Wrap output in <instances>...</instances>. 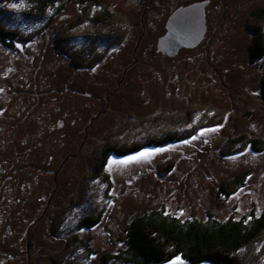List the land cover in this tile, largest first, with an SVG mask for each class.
Returning a JSON list of instances; mask_svg holds the SVG:
<instances>
[{"label":"rangeland","instance_id":"rangeland-1","mask_svg":"<svg viewBox=\"0 0 264 264\" xmlns=\"http://www.w3.org/2000/svg\"><path fill=\"white\" fill-rule=\"evenodd\" d=\"M96 1L102 6L96 9L122 14L129 34L124 47L92 72L71 68L50 39L52 25L70 22L81 12L77 0L69 1L51 25L33 14L25 0L0 2L1 23L22 35L32 34L24 42L13 40L12 47L0 42V163L4 167L0 170V264H51L48 254L62 247L71 233L88 241L93 250L86 264H100L99 256L123 248L127 222L143 211L163 209L186 221L207 217L223 221L250 212L258 215L264 208V146L253 150L246 145L226 155L223 151L227 139L239 134L264 141V99L258 94L261 61L248 60L250 33L245 25L248 13L264 0H215L218 6L213 2L204 11L207 19L199 40L178 45L172 55L155 50L168 30L166 16L151 17L147 23L148 6L156 0ZM159 2L156 10L164 16L186 0ZM108 30L79 24L69 32L70 51L90 43L94 33ZM128 58L135 61L123 74L119 69ZM107 88L111 94L105 102ZM189 106L192 115L186 121L153 117L166 111L185 113ZM200 106L220 111L212 115L220 120L205 123ZM75 111L80 126L97 113L87 138L83 135L79 140L81 134L71 128L73 124L66 127V118ZM58 118L60 140L46 147L34 129L50 128ZM173 131L185 138L124 155L110 154L103 166L106 178L92 174L86 157L91 147L108 141L119 146L144 142ZM142 152L152 155L129 159ZM168 164L169 169L161 172ZM243 170L247 175L237 191L219 192L221 182ZM23 181L30 187L25 195L18 192ZM97 210L101 219L95 226L78 225V220ZM56 211L61 232L57 237L48 233ZM26 238L33 242L34 262L30 252L25 255Z\"/></svg>","mask_w":264,"mask_h":264},{"label":"trees","instance_id":"trees-1","mask_svg":"<svg viewBox=\"0 0 264 264\" xmlns=\"http://www.w3.org/2000/svg\"><path fill=\"white\" fill-rule=\"evenodd\" d=\"M7 1L9 2L10 0H0V2ZM69 1L71 0H25L31 12L50 25L55 16L62 14V10ZM77 1L81 7V12L70 22H63L57 26L52 25L50 39L56 51L66 59H69L71 68L92 72L110 57H114L115 51L122 46L124 47L129 34L128 22H126L122 14L116 13L112 9L106 7L96 9L97 7H102L96 0ZM158 4L160 3L152 4L154 11H157ZM175 9L173 8L169 12L172 13ZM248 15L246 16L245 25L250 33V40L248 41L246 52L249 62L261 61L262 74L259 77L258 94L264 99V4L255 10H251ZM83 22L89 23V25L108 27L109 30L102 34L94 33L92 39H89L90 43L77 49L72 48L75 51L72 52L69 47L71 44L70 40H68L70 38L69 32ZM25 34L22 35L18 29L7 28L0 21V42L6 47H12L11 42L13 40L24 42L32 35L30 33ZM134 42L135 44H140V41L138 42L136 39ZM96 43H100V46H96ZM156 47L155 50L158 51ZM159 53L162 54L161 52ZM137 58L136 56L135 59L137 60ZM135 59L133 58L129 61L128 58L127 61L129 62H124L119 72L125 74V69H128ZM78 92L80 93V91ZM104 93V100L107 102L106 98L111 94H109V88ZM2 104L0 101V107ZM189 108L191 107L189 106L185 113H167L166 111L153 117H155V120H158L157 118H167V120L186 121L189 118L191 119L192 115V111ZM198 111L207 124L220 120L218 116L213 118L220 111H214L202 106L198 108ZM60 119L51 121L52 125H50V128L38 126L34 129L35 137L39 139L40 143H44L46 147L48 142L51 143L55 139L56 141L60 140V136L56 134ZM66 119L68 121L66 127H70L69 124H73V116L70 115ZM63 132V130H60L59 134L62 135ZM80 136L79 140L83 134ZM183 138H185L184 133L173 131L168 134L165 133L156 139L150 138L144 142L137 140L131 144L120 146L108 141L101 145H96V147H91L86 157L89 158L92 164V169L94 170L92 174H103L106 178L103 166L110 154L124 155L144 147L154 146L155 148L164 144L168 145ZM224 145L225 150L223 151L226 155L237 153L246 145H249L253 150H260L264 146V141L259 138L248 137L246 134H239L227 139ZM170 165L168 164L160 169L161 172L164 171L165 173ZM3 169L4 167L0 163V170ZM246 175V170H243L236 173L231 179L221 182L218 187L219 192L223 195H228L237 191L242 186ZM24 182H22L21 188L18 189V192L24 193L23 195L28 194L30 188L29 184ZM16 199L17 201L19 200L18 198ZM41 208H44V206ZM58 213L60 212L56 211L52 216L48 229V233L56 237L61 234L58 231L60 222ZM100 219L101 210H97L93 214H88L78 220V225L93 227ZM30 228L31 226H28L23 230L24 235H22V238L24 241ZM26 239L24 244L25 255L27 254L28 256L30 252L32 255L31 259L34 262V252L30 247V245L33 246V242L29 238ZM123 242V248L119 251L104 253L99 256L100 264H162L177 257L188 264H261L264 261V208L258 215L250 212L237 219L228 218L223 221L209 217L205 220L192 219L186 221L175 218L173 215L163 211V209L143 211V213L134 216L127 222ZM88 243V241L82 240L76 234L71 233L65 237L62 247L48 254V260L51 264H86L89 255L93 253ZM80 250L81 253L79 254L78 251L80 252Z\"/></svg>","mask_w":264,"mask_h":264},{"label":"water","instance_id":"water-1","mask_svg":"<svg viewBox=\"0 0 264 264\" xmlns=\"http://www.w3.org/2000/svg\"><path fill=\"white\" fill-rule=\"evenodd\" d=\"M203 14V5L195 2L184 7L180 6L172 13H169L166 19V27H168L166 36L161 37V40L157 41L156 49L161 53L172 55L176 52L178 45L191 42L192 40L193 43L197 42L203 32ZM181 30L188 32L189 37H183ZM169 37L171 43L168 41Z\"/></svg>","mask_w":264,"mask_h":264},{"label":"flooded vegetation","instance_id":"flooded-vegetation-1","mask_svg":"<svg viewBox=\"0 0 264 264\" xmlns=\"http://www.w3.org/2000/svg\"><path fill=\"white\" fill-rule=\"evenodd\" d=\"M152 0H149V2H151ZM156 3H160L159 2V0H156L155 1ZM193 2H195V3H200V2H204V11H206L207 9H210V7H211V5H212V3H213V6H218L217 5V1H215V0H186V2H184V3H181L180 5H183V6H186V5H188V4H191V3H193ZM163 11H160V9L159 10H157V11H154L153 10V7H152V5L150 4V6H149V9H148V11H147V16H146V19L148 20V23L150 24V22H151V17H153V18H155V17H157V18H159L160 20H163V19H165V16L167 17L168 16V14L170 13V12H168V13H166L164 16H163ZM207 13V12H206ZM156 14V15H155ZM206 15V14H205ZM205 18V21H206V19H207V16L206 17H204ZM148 24V25H149ZM206 31H207V26H206ZM182 33V32H181ZM183 35H185V36H189V33L188 32H186V33H182ZM192 36V35H191ZM86 93V92H85ZM86 95H88V93H86ZM76 114H78V112H74V114H73V128H77L78 130H79V133L80 134H83L85 137H87L88 135H90L91 134V128H90V126H91V122H92V119L89 121V119H88V124L87 125H81L80 126V121L78 120V118L76 117ZM59 123H61L60 121H59ZM72 127V126H71Z\"/></svg>","mask_w":264,"mask_h":264},{"label":"snow or ice","instance_id":"snow-or-ice-1","mask_svg":"<svg viewBox=\"0 0 264 264\" xmlns=\"http://www.w3.org/2000/svg\"><path fill=\"white\" fill-rule=\"evenodd\" d=\"M151 155H152L151 152H142V153L139 154L138 157H130L129 159L146 158V157H149ZM174 264H183V262H182V260L179 257H177L176 261L174 262Z\"/></svg>","mask_w":264,"mask_h":264},{"label":"bare ground","instance_id":"bare-ground-1","mask_svg":"<svg viewBox=\"0 0 264 264\" xmlns=\"http://www.w3.org/2000/svg\"><path fill=\"white\" fill-rule=\"evenodd\" d=\"M181 32H182V33H186V31H182V30H181ZM182 33H181V34H182ZM182 36L185 37V38H188V37H189V36H185V35H183V34H182Z\"/></svg>","mask_w":264,"mask_h":264}]
</instances>
